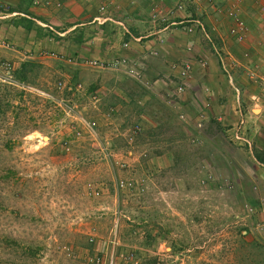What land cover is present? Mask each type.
Wrapping results in <instances>:
<instances>
[{"label": "rangeland", "instance_id": "rangeland-1", "mask_svg": "<svg viewBox=\"0 0 264 264\" xmlns=\"http://www.w3.org/2000/svg\"><path fill=\"white\" fill-rule=\"evenodd\" d=\"M206 1L153 0L141 15L97 6L87 38L65 19H29L40 29L26 40L20 19L0 28V264H264V213L254 208L264 101L246 102L257 92L248 88L238 102L228 83L232 99L217 113L195 80L197 50L172 62L177 74H157L164 56L133 48L154 34L150 22L182 19L197 36V20L217 13ZM179 2L186 16L172 15ZM111 13L150 19L147 38L104 19ZM103 32L115 35L113 52L100 51ZM215 39L199 42L225 60ZM235 64L236 83L244 67Z\"/></svg>", "mask_w": 264, "mask_h": 264}, {"label": "crops", "instance_id": "crops-1", "mask_svg": "<svg viewBox=\"0 0 264 264\" xmlns=\"http://www.w3.org/2000/svg\"><path fill=\"white\" fill-rule=\"evenodd\" d=\"M157 1V0H156ZM164 3L166 8H170L172 6H175L178 1L183 0H160ZM205 1V0H204ZM235 0H213L212 6H210V11L212 9H217V13H215L213 16H209L207 14H203L202 19L206 28L208 30V35L210 37V40L215 39L216 45L222 47L221 49L224 52L225 56V64L228 69L226 72L223 69V65L220 62V57L218 56L216 48H214V54H210L207 48H204L202 45V42H199L200 39L204 38L211 42L209 39L206 38L204 33L201 31L197 33V36L194 32H187L183 26L180 25V22L182 19H166V23L170 22V27L168 26H152L153 24L146 19H124L123 15L120 14V16H117V13L111 17V19H117L122 20L125 22L127 27L129 28L130 32L135 35L136 37H144L143 36L141 28L147 24V22H150V28L154 30V34L150 37L149 40L143 41V43H137L133 42L134 49L135 48H143L147 47L149 49H154L156 51H159L160 55L164 56V61L162 62L164 65L159 69H157V74L166 71V69H171V71L175 72L177 74V69L172 67V62L182 61L183 59L189 58V56L192 54V50L197 52L198 61L196 62V68L197 71L195 73V80L197 77V80H202L204 82L203 85L208 86L203 91V96L205 98V105L206 107L213 106V109L217 113H220L221 110L224 108V103L231 101V90L229 89L230 86V80L228 78V73H232L231 70L234 69L235 62L239 64L238 67L243 68L244 67V74L242 76H239L240 79L236 82L237 85H239L241 92L244 93V91H252L262 89V86L260 84H257L252 79H250L248 76L250 73L257 74H264V35L262 34L264 31V11L262 10L264 8V0H241L239 4L240 9V15L244 18L247 25L250 27V34L247 37V39L244 42H236L235 38L230 34V27L232 25V20L228 18V15L225 14V9H230V7L233 6ZM208 1L203 6H209L206 5ZM1 3H3L1 5ZM151 3H153V0H0V28L2 26L6 28L9 24V22H12V19H21L22 17H25L27 19H61L65 22L67 21L68 24L73 25L70 29H74L78 26L83 32L85 33V37L91 36V33L96 27V25L93 24V19H96L97 17H92L93 9L97 6L104 8L106 12H108V8H113L116 12L121 9V7H131L135 10L136 14L142 13V11L145 13H148L150 11ZM6 4V5H5ZM188 4L195 5V0H188ZM197 6V5H196ZM98 7V8H99ZM154 7V6H153ZM100 9V8H99ZM219 9H222L219 10ZM170 11H173V9H170ZM220 11L221 13H219ZM181 13L182 16H186L187 7L184 9H178L176 11L170 12L173 13L172 15ZM90 16V19H86ZM117 16V17H115ZM123 17V19H122ZM171 17V16H170ZM172 18V17H171ZM4 19H9L7 21H1ZM119 20V21H120ZM41 21V20H38ZM121 21V22H122ZM45 22V20H44ZM63 22V21H62ZM67 24V23H66ZM165 24V23H164ZM162 25V24H160ZM10 27V26H9ZM157 27V28H156ZM17 29H22L23 35L22 37L25 39L27 38L28 31L25 30L24 27H16ZM168 28V29H167ZM209 28V29H208ZM197 32V31H196ZM26 33V34H25ZM196 36L197 38L195 39ZM212 36V37H211ZM92 37V36H91ZM114 36L107 37L104 32L102 33V38L100 41V51L108 53L113 52L114 49L117 47H114ZM121 38V37H120ZM129 37L127 35H124L122 40H127ZM159 38H164V42L160 43L158 41ZM113 39V40H112ZM117 39V38H116ZM119 39V38H118ZM26 40V39H25ZM213 42V40H212ZM238 43V44H237ZM214 46V44H212ZM239 45V46H238ZM239 48H238V47ZM119 48V47H118ZM191 48V49H189ZM113 50V51H112ZM101 54V53H100ZM240 61V63H239ZM206 63V64H205ZM209 64V65H208ZM153 68V69H152ZM150 70H155L152 66ZM201 69V73H198V71ZM236 69V68H235ZM231 85V84H230ZM232 86V85H231ZM244 87V88H243ZM258 87V88H257ZM186 88V87H185ZM250 90H249V89ZM244 89V91H243ZM252 93L251 95L248 93V98L246 99V102L249 103H256L253 101L252 95L256 94ZM202 96V95H201ZM236 96V94H235ZM263 97V96H262ZM226 100V101H225ZM261 101H264L261 100ZM261 106H264L262 103ZM258 108L259 105H258ZM261 107L260 114L257 116L258 118L262 117V120L264 121V109ZM263 114V115H262ZM205 115V114H204ZM221 117H219L220 119ZM256 130V129H255ZM263 135H264V130ZM255 133L250 134L248 138L251 140V137L255 136ZM260 135V133H259ZM255 141L256 146H260V150H264V140L260 139V136ZM247 139V138H246ZM263 158V157H262ZM256 160V158H254ZM264 159V158H263ZM255 170H260L259 176H260V189L259 191H256L255 194L258 196L254 199L256 200V206L254 208L258 210H262L264 213V162H260L256 160L254 163ZM257 164V165H256ZM258 176V175H257ZM255 209V210H256Z\"/></svg>", "mask_w": 264, "mask_h": 264}, {"label": "built area", "instance_id": "built-area-1", "mask_svg": "<svg viewBox=\"0 0 264 264\" xmlns=\"http://www.w3.org/2000/svg\"><path fill=\"white\" fill-rule=\"evenodd\" d=\"M209 1V0H208ZM241 0H235L234 4L232 7H230V9L228 10V17L232 20V25L230 27V34L235 38L236 42L238 43H242L244 42L247 37L250 34V27L247 25L246 21L244 20V18L240 15V9H239V4H240ZM177 7L182 9L184 7V2H179L177 4ZM96 19H100L99 17H97ZM104 19H111V18H104ZM184 21H181L180 23H182ZM197 23L199 24V29L202 33H204V35L206 36L207 39L210 40V37L208 35V32L206 30V27L204 25V23L200 22L199 20H197ZM186 28V27H185ZM194 27L193 26H188L186 28L187 32H193ZM264 35V31L262 33ZM211 41V40H210ZM218 56L220 57V62L222 63V67L223 69L227 72L228 69L226 67L225 64V60L223 59L221 52H219L218 50H216ZM206 64V63H205ZM190 69H191V65L189 63H185L181 69H179V76L182 79H188L190 77ZM250 79H252L254 82H256L257 84H260L262 86V92L261 95L260 94H254L252 95L253 100L257 101V102H261V98L263 96L264 98V74L260 75L257 74L255 75V73H250L248 76ZM228 78H229V82L232 85L233 90L235 91L236 94V98L237 101L239 102L242 98V92L240 87L234 82V79L232 77L231 73H228ZM185 89V84L182 83L179 87L178 90L179 91H183ZM240 112L241 109H240ZM242 124V122H241ZM236 131L238 132V128H236ZM237 137H239V135L237 134ZM245 139V138H242ZM247 140V139H245ZM248 141V140H247Z\"/></svg>", "mask_w": 264, "mask_h": 264}, {"label": "trees", "instance_id": "trees-1", "mask_svg": "<svg viewBox=\"0 0 264 264\" xmlns=\"http://www.w3.org/2000/svg\"><path fill=\"white\" fill-rule=\"evenodd\" d=\"M22 23V24H21ZM18 26H24V28L28 31H34L33 29H40L39 25L35 26V24L33 23V21H30L29 19L22 17L19 22L16 23ZM20 24V25H19ZM27 71H28V67L26 63H22V65L19 67L18 69V78L21 81H25V78L27 76ZM258 160H260L261 162H264V159L260 156L258 157Z\"/></svg>", "mask_w": 264, "mask_h": 264}]
</instances>
